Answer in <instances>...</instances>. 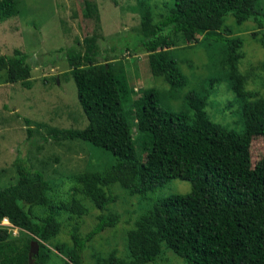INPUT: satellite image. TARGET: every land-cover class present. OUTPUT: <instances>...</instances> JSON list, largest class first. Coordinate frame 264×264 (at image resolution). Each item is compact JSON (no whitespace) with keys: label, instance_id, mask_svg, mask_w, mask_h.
<instances>
[{"label":"trees","instance_id":"trees-1","mask_svg":"<svg viewBox=\"0 0 264 264\" xmlns=\"http://www.w3.org/2000/svg\"><path fill=\"white\" fill-rule=\"evenodd\" d=\"M18 13L17 0H0V21ZM229 14L239 24L254 22V35L264 36V0H174L168 13L157 22L147 10L142 20L141 45L148 53L152 74L163 76L173 90L185 86L187 78L172 47L181 39L189 44L201 38L218 39ZM226 38L232 88L242 102L243 132L214 121L207 110V99L195 91L186 96L193 109L192 117L161 106L152 88L135 97L136 90L130 86L123 66L118 72L112 61L97 62L99 51L90 40H86L85 51L77 46L67 49L89 125L52 127L46 137L87 141L109 150L117 160L104 171L78 173L76 193H82L96 208L105 211L119 199L107 189L114 183L121 184L131 195H146L171 179L189 181L193 187L191 193L158 200L136 221L127 237L130 259L111 252L95 264H149L157 261L164 248L182 257L186 264H264V156L253 165L251 155L253 138L264 136V96L247 89L245 77L238 73L243 40ZM4 70L8 82L31 85L32 67L22 50L0 54V73ZM125 104L136 108L134 123L130 122ZM24 119L30 139L31 120ZM137 145L143 157L138 155ZM15 163L17 183L0 187V221L9 217L16 227L30 233V239L13 242L12 230L0 227V264H49L53 250L45 242L61 231V211L81 218L89 208L77 197L55 203L48 196L50 182L44 173L34 171L21 156ZM37 205L47 207L45 215L33 212ZM120 220L118 213L100 215L95 227L84 236L80 226L75 225L68 263L84 264L83 252L88 243ZM32 240L39 242V251L33 258ZM56 249L62 250V245L57 244Z\"/></svg>","mask_w":264,"mask_h":264},{"label":"rangeland","instance_id":"rangeland-1","mask_svg":"<svg viewBox=\"0 0 264 264\" xmlns=\"http://www.w3.org/2000/svg\"><path fill=\"white\" fill-rule=\"evenodd\" d=\"M18 15L0 21V54L10 55L15 49L27 54L32 67L31 85L8 82L7 71L0 73V187L16 184V159L21 156L35 171L44 173L50 182L48 196L55 202L81 199L89 208L81 218L61 211V231L45 242L52 250L49 264H69V249L73 246L72 228L78 224L84 236L95 227L98 217L118 213L120 222L108 227L90 241L83 252L84 264H95L99 258L115 252L130 259L128 232L136 221L155 203L165 197L191 193V182L171 179L164 186L146 195H131L121 184L108 190L119 196L105 211L82 193L75 191V176L85 170L104 171L116 163L107 149L83 140L55 141L48 139L49 129L84 128L89 119L79 101L77 85L67 58L70 47L86 50V40L98 48L97 62L112 61L116 70L123 68L136 96L146 89L157 92L158 103L171 111L193 116L187 94L195 91L207 99L211 118L238 132L245 130L242 102L233 88V70L228 62L225 39L240 37L243 47L239 59V75L245 77V87L264 96V36L254 35L257 26L252 21L239 24L232 14L225 16L219 38H201L196 43L177 40L172 53L187 78V84L173 90L163 76L152 74L148 53L142 49V20L147 10L153 22L168 13L174 0H17ZM224 36V37H223ZM80 42V43H79ZM79 43V44H78ZM134 123L135 109L125 104ZM31 120L33 136L29 139ZM46 137V140L44 139ZM138 155L143 153L137 145ZM253 165L264 156V136L251 142ZM75 191V192H74ZM33 212L45 215L46 206H34ZM71 216L73 218H71ZM11 240L30 239L23 228H12ZM33 241V240H32ZM31 241V242H32ZM62 245L57 250L56 245ZM1 256V255H0ZM149 264H186L173 251L164 248L156 262Z\"/></svg>","mask_w":264,"mask_h":264},{"label":"water","instance_id":"water-1","mask_svg":"<svg viewBox=\"0 0 264 264\" xmlns=\"http://www.w3.org/2000/svg\"><path fill=\"white\" fill-rule=\"evenodd\" d=\"M38 251H39V242L37 240H33L31 242L30 257H32L33 254H36Z\"/></svg>","mask_w":264,"mask_h":264},{"label":"built area","instance_id":"built-area-1","mask_svg":"<svg viewBox=\"0 0 264 264\" xmlns=\"http://www.w3.org/2000/svg\"><path fill=\"white\" fill-rule=\"evenodd\" d=\"M0 227H7L9 229H12V228H14V225L10 222V220L7 217H4L0 221Z\"/></svg>","mask_w":264,"mask_h":264},{"label":"bare ground","instance_id":"bare-ground-1","mask_svg":"<svg viewBox=\"0 0 264 264\" xmlns=\"http://www.w3.org/2000/svg\"><path fill=\"white\" fill-rule=\"evenodd\" d=\"M9 220H10V218L9 217H7ZM10 222L12 223V221L10 220ZM13 224V223H12ZM14 225V224H13ZM14 228L15 229H18V227H16L15 225H14ZM34 255V254H33ZM33 257V256H32Z\"/></svg>","mask_w":264,"mask_h":264},{"label":"flooded vegetation","instance_id":"flooded-vegetation-1","mask_svg":"<svg viewBox=\"0 0 264 264\" xmlns=\"http://www.w3.org/2000/svg\"><path fill=\"white\" fill-rule=\"evenodd\" d=\"M31 258H33V257H31Z\"/></svg>","mask_w":264,"mask_h":264}]
</instances>
